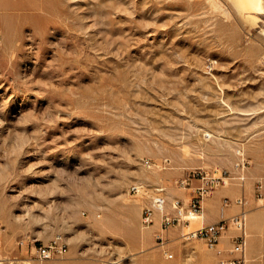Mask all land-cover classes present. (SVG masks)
<instances>
[{
    "label": "rangeland",
    "instance_id": "rangeland-1",
    "mask_svg": "<svg viewBox=\"0 0 264 264\" xmlns=\"http://www.w3.org/2000/svg\"><path fill=\"white\" fill-rule=\"evenodd\" d=\"M218 178L206 217L244 194L264 222V0H0V264H219L185 236Z\"/></svg>",
    "mask_w": 264,
    "mask_h": 264
},
{
    "label": "built area",
    "instance_id": "built-area-1",
    "mask_svg": "<svg viewBox=\"0 0 264 264\" xmlns=\"http://www.w3.org/2000/svg\"><path fill=\"white\" fill-rule=\"evenodd\" d=\"M146 165L150 166V160L146 161ZM249 162L242 155L240 161L237 163V167L240 168L242 175L239 176V179L244 181L246 178V170L248 168ZM221 183L220 179H213L212 181H204L202 185L197 188L196 196L192 199L190 203L189 215L201 213L203 212V201L205 196L208 194L209 189L214 186H218ZM227 182L223 179V184ZM141 186L134 185L132 187L133 191L139 192L141 191ZM259 191L262 190L263 185L260 183L258 185ZM261 196V193H260ZM167 202V198L163 195H159L155 198L153 205L147 206L143 212V224L145 226H150L154 221V216L156 210H160L164 212L165 205ZM235 204L241 207V211L231 217L223 218L217 222L204 224L201 227L188 232L185 234L187 239L192 238H201L203 239L208 248L213 250L217 257L219 264H246V251L248 248V212L246 210L247 199L243 194L237 199H235ZM175 205L177 206V215H171L170 213H166L163 219V228H169L171 225H174L176 222L180 221L178 217L184 214V206L182 205V201L180 199L175 200ZM225 205H231V201L226 198ZM230 228L235 230V234L230 235L231 245L223 246L222 238L223 234L227 232ZM158 239L162 242L164 240V236L161 234L157 235ZM24 243V241H22ZM67 250V243L63 240L61 236H57L50 240L48 243H38L35 246V257L43 262L48 259H52L55 256L64 255ZM167 256L169 258L174 257L173 253H168Z\"/></svg>",
    "mask_w": 264,
    "mask_h": 264
},
{
    "label": "crops",
    "instance_id": "crops-1",
    "mask_svg": "<svg viewBox=\"0 0 264 264\" xmlns=\"http://www.w3.org/2000/svg\"><path fill=\"white\" fill-rule=\"evenodd\" d=\"M238 192V189L224 190L222 192V195L234 197L238 194ZM211 203L213 204L211 205L213 207V210L211 209L213 211V216L205 217L202 225L214 223L223 218L231 217L241 211V207L239 205H229V207L221 208L220 197H214ZM257 217L258 213H256L255 211L248 213V243L251 249L253 250V253L255 255H260L264 252V222L257 220ZM228 231L230 232V234L235 233V230L232 228H230ZM222 242V245L225 247L231 245V240L229 237L222 239Z\"/></svg>",
    "mask_w": 264,
    "mask_h": 264
},
{
    "label": "bare ground",
    "instance_id": "bare-ground-1",
    "mask_svg": "<svg viewBox=\"0 0 264 264\" xmlns=\"http://www.w3.org/2000/svg\"><path fill=\"white\" fill-rule=\"evenodd\" d=\"M236 3H237V6L239 7V9H241V10H244V11H248V12H250V11H252L253 9H257V7L259 6V0H236ZM262 6V5H261ZM262 8V7H261ZM258 9H260V7L258 8ZM250 14V13H249ZM212 134V133H211ZM206 136H210V133H207L206 134ZM228 182V181H227ZM229 189H232V186H229ZM208 200V202H207V204L205 205L206 207H207V205L209 206H211V205H213L212 203H211V201H212V198H208L207 199ZM222 207H227V206H221V208ZM211 209L213 210V207L211 206ZM206 212L205 211H203V212H201V213H194V214H191L190 216H186V217H188V218H190L191 220H189V221H192L193 220V223H198V221L200 222L201 221V223H203L204 222V219H205V217H206ZM202 225V224H201ZM190 231H193V230H190ZM189 231V232H190ZM226 233V232H225ZM224 233V234H225ZM223 234V235H224Z\"/></svg>",
    "mask_w": 264,
    "mask_h": 264
}]
</instances>
